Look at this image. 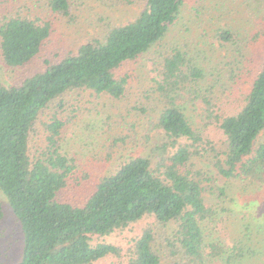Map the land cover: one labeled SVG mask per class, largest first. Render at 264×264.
<instances>
[{
	"label": "trees",
	"instance_id": "trees-1",
	"mask_svg": "<svg viewBox=\"0 0 264 264\" xmlns=\"http://www.w3.org/2000/svg\"><path fill=\"white\" fill-rule=\"evenodd\" d=\"M119 1H143L144 8L134 21L113 28L104 42L85 43L57 63L48 61L43 72L18 84L6 86L0 81V189L23 229L24 255L19 264H93L119 257L118 247L96 243V238L111 236L151 217L163 226H177L174 236L166 240L170 255L177 258L174 264H206L214 259L237 262L244 252L236 244L224 250L220 243L205 242L203 227L207 221L217 220L204 196L214 177L197 169L196 159L207 160L228 181L241 182L243 190L264 184V143L258 144L264 131V59L243 106L234 114L215 117L226 139L223 150L205 140L170 99L180 86L204 78L201 68L175 51L164 58L162 82L158 83L161 97L170 99L154 125L162 131L164 144L151 156L132 157L115 173L103 177L82 206L58 200L78 179L75 160L60 148L66 122L54 117L46 125V150L31 152V134L41 114L68 92L90 90L122 98L130 76L119 77L117 70L161 42L185 5V0ZM48 6L55 15L71 16V0H48ZM261 34L257 33L254 41ZM51 35L50 22L11 18L0 27L5 63L14 68L27 66ZM218 37L235 42L226 30L219 31ZM154 241L152 230H144L128 254L129 264H163Z\"/></svg>",
	"mask_w": 264,
	"mask_h": 264
},
{
	"label": "rangeland",
	"instance_id": "rangeland-1",
	"mask_svg": "<svg viewBox=\"0 0 264 264\" xmlns=\"http://www.w3.org/2000/svg\"><path fill=\"white\" fill-rule=\"evenodd\" d=\"M143 8V1L127 4L119 0H71V16L64 17L51 12L48 0H0V27L15 17L52 24L51 38L25 67H9L0 49V81L6 86L18 84L43 72L48 61L57 63L85 43L104 42L113 28L134 21ZM223 30L232 34L234 43L218 37ZM175 51L201 68L204 78L196 84L180 86L170 99L205 140L223 150L226 139L215 117L234 114L243 106L264 59V0H185L180 17L166 37L140 59L117 70L119 77L130 76L122 98L73 90L50 103L31 134L30 148L32 154L44 152L46 125L56 116L66 122L60 148L75 160L78 179L59 194L60 202L82 206L103 177L115 173L132 157L151 156L156 147L164 144L162 131L154 125L170 99L161 97L158 83L162 82L164 58ZM262 143L264 131L258 140V144ZM196 165L214 177L207 183L204 196L207 207L216 211L217 220L207 221L203 227L205 242L220 243L224 250L234 244L242 248L244 257L230 264H264V184L243 190L245 185L219 176L207 160L196 159ZM0 201V263L19 264L24 255L23 229L1 189ZM176 228L174 223L163 226L151 217L111 236L96 238V243L115 245L121 254L93 264H129L134 241L146 229L155 236L153 245L163 264H174L177 258L170 255L166 240L174 236ZM206 264L228 263L214 259Z\"/></svg>",
	"mask_w": 264,
	"mask_h": 264
}]
</instances>
